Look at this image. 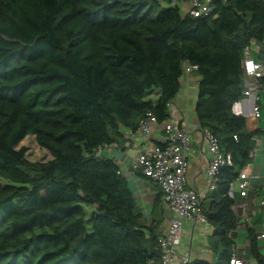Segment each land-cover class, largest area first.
I'll return each mask as SVG.
<instances>
[{"label": "trees", "instance_id": "trees-1", "mask_svg": "<svg viewBox=\"0 0 264 264\" xmlns=\"http://www.w3.org/2000/svg\"><path fill=\"white\" fill-rule=\"evenodd\" d=\"M263 40L264 0H214L198 17L157 0H0V264L159 262L161 187L148 221L119 165L96 150L148 112L170 118L185 62L199 66L200 127L231 156L201 203L212 261H195L229 264L238 223L229 189L254 149L232 105L243 95V51ZM29 136L48 159L26 156Z\"/></svg>", "mask_w": 264, "mask_h": 264}, {"label": "crops", "instance_id": "crops-1", "mask_svg": "<svg viewBox=\"0 0 264 264\" xmlns=\"http://www.w3.org/2000/svg\"><path fill=\"white\" fill-rule=\"evenodd\" d=\"M164 4V3H162ZM252 56L258 61H264V41H253ZM199 76L196 71L183 74L181 77V89L173 100L171 112L175 109L182 119V124L190 131L192 139L191 149L188 154L189 165L187 168V186L200 191L204 196L210 193L206 189V167L211 159V153L203 139L202 128L195 114V105L198 97ZM257 96V97H256ZM256 96H246L243 102V116L246 118L247 129L254 132V149L249 164L245 167L249 175L250 185L248 193L242 197L238 184L233 189L235 204L233 210L240 220L236 232L235 247L239 257L245 264H257L249 251V229L258 237V246L264 255V77L261 79ZM258 107V115L254 107ZM123 138L120 142H114L103 149V155L112 157L119 165L121 171L129 179L132 189L137 196L143 215L148 221L152 219V201L155 194L154 183L145 176L130 174V168L136 157L137 146L144 142V135L136 131L123 130ZM153 137H161L159 129L154 128ZM164 210V208H163ZM165 222L161 225L162 232L166 230L167 211H163ZM214 228L206 221L200 222L191 219L183 220L182 239L177 249L174 264H181L182 257L189 255L195 260L212 261L210 244Z\"/></svg>", "mask_w": 264, "mask_h": 264}, {"label": "built area", "instance_id": "built-area-1", "mask_svg": "<svg viewBox=\"0 0 264 264\" xmlns=\"http://www.w3.org/2000/svg\"><path fill=\"white\" fill-rule=\"evenodd\" d=\"M160 3L179 5L186 14L198 17L208 14L212 9L214 0H157ZM226 1V0H223ZM264 41V40H263ZM242 66L244 70V89L241 98L232 105V112L242 115L244 112V100L246 96H256V92L264 77V61H258L252 56L251 44L246 46ZM197 64L184 63L183 74H190L198 69ZM257 97V96H256ZM171 109V105L168 103ZM171 111V110H170ZM171 112V117L159 123L156 116L148 112L140 121L138 130L144 135V142L137 146L136 157L132 163L129 173L134 174L139 168L144 175L158 184L163 191V208L167 211L166 230L159 238L162 249L159 262L151 261V264H174L177 249L182 239L183 220L191 219L206 222V215L201 207V199L204 196L200 191L187 186V168L189 165L188 154L191 149L192 139L189 129L182 124L178 113ZM258 115V107H254ZM157 128L161 137L154 139L153 130ZM211 159L206 167V189L208 192L216 189L217 173L225 165H231V156L225 154L220 148L218 139L209 130L202 129ZM111 144H103L96 150L97 155H103V149ZM115 145V144H114ZM238 184L240 194L245 197L248 193L250 179L243 168L239 177L230 185L229 193L233 196L235 184ZM260 203H264L261 200ZM240 220L234 232H237ZM260 236L264 237V233ZM181 264H197L195 259L186 255L182 257ZM229 264H245L244 259L238 256L236 247H233V254Z\"/></svg>", "mask_w": 264, "mask_h": 264}, {"label": "rangeland", "instance_id": "rangeland-1", "mask_svg": "<svg viewBox=\"0 0 264 264\" xmlns=\"http://www.w3.org/2000/svg\"><path fill=\"white\" fill-rule=\"evenodd\" d=\"M152 97L155 98V95L152 94ZM20 146L26 147V156L31 160H46L50 157L48 151L42 147H40L35 141L33 136H29L25 138ZM87 227L89 232L92 229V222H87Z\"/></svg>", "mask_w": 264, "mask_h": 264}]
</instances>
